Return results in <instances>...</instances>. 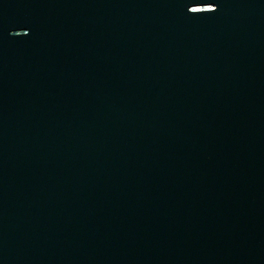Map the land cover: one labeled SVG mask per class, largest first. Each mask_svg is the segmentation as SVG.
I'll use <instances>...</instances> for the list:
<instances>
[{
	"label": "water",
	"instance_id": "95a60500",
	"mask_svg": "<svg viewBox=\"0 0 264 264\" xmlns=\"http://www.w3.org/2000/svg\"><path fill=\"white\" fill-rule=\"evenodd\" d=\"M0 60L156 107L264 119V0H0Z\"/></svg>",
	"mask_w": 264,
	"mask_h": 264
}]
</instances>
